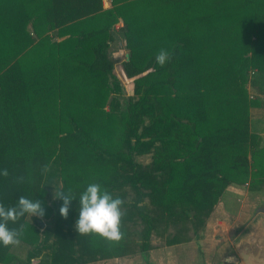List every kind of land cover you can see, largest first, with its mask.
Masks as SVG:
<instances>
[{
  "label": "trees",
  "instance_id": "trees-1",
  "mask_svg": "<svg viewBox=\"0 0 264 264\" xmlns=\"http://www.w3.org/2000/svg\"><path fill=\"white\" fill-rule=\"evenodd\" d=\"M112 2L83 15L73 0H0V204L25 196L45 211L8 223L23 226L25 262L0 243V264L137 252L147 260L153 234H166V245L200 237L228 186L264 190V145L249 113L260 101L247 89L264 92V0ZM118 17L129 50L122 74L137 96L123 108L107 52ZM56 27L69 37L52 40ZM161 49L170 54L164 66ZM148 153L150 162L135 160ZM92 183L124 201L119 242L75 229ZM52 190L76 197L67 219L61 199L48 202ZM126 222L140 223L138 242Z\"/></svg>",
  "mask_w": 264,
  "mask_h": 264
},
{
  "label": "rangeland",
  "instance_id": "rangeland-1",
  "mask_svg": "<svg viewBox=\"0 0 264 264\" xmlns=\"http://www.w3.org/2000/svg\"><path fill=\"white\" fill-rule=\"evenodd\" d=\"M124 47V46H123ZM127 48V47H126ZM126 51H129L128 49ZM119 59H113L116 67L114 73L120 80L122 91L117 95L121 108L126 104V101L130 98L136 99L137 96L134 95L133 89L134 84L132 79H127L123 77L120 71V63L124 56H118ZM135 160L139 163H148L151 161V155H135ZM128 195L125 196L127 202H131L134 195L133 190L127 185ZM54 191H50L48 194V202L52 203L56 198H54ZM264 203V190L260 192H250L247 186H229L221 196L219 202L214 206L213 211L210 216L206 219L204 229L201 231V236L198 238H192L191 240L196 241L198 245L199 254H195V261L197 264L200 260L210 261V264H243L242 259L236 249L235 241L244 232L248 224L257 216L255 210L258 206ZM227 211V212H226ZM41 218L40 216L36 215ZM43 222L50 224L48 220L41 219ZM128 231L132 232V238L134 241L138 242L139 237L136 235L140 228V223L126 222ZM189 236L194 237L193 230L189 231ZM166 234L162 236L152 235L151 240L153 244L166 245ZM215 245V248H214ZM227 245V248L225 247ZM137 248V246H136ZM207 250V256H203L202 252ZM215 250V253H213ZM13 251L18 257L19 263L25 262V254L27 251V246L19 243L14 245ZM209 251V252H208ZM233 256L230 262L226 263L222 261V256ZM140 253H134L132 255H126L121 257L110 258L106 261H102L99 264H150L149 259L145 260L144 256H140ZM130 256L129 258H126ZM192 258V257H191ZM206 259V260H205ZM201 261V262H202Z\"/></svg>",
  "mask_w": 264,
  "mask_h": 264
},
{
  "label": "clouds",
  "instance_id": "clouds-1",
  "mask_svg": "<svg viewBox=\"0 0 264 264\" xmlns=\"http://www.w3.org/2000/svg\"><path fill=\"white\" fill-rule=\"evenodd\" d=\"M170 59L166 49H161L156 55V61L161 66ZM47 170V169H45ZM8 175L7 170L3 173ZM54 198L61 199L63 204L60 214L67 219L72 200L76 199L71 193L55 191ZM124 201L120 197H114L107 188H102L98 183L89 184L79 197V216L75 229L79 235L95 234L109 241L119 242L122 239L121 223L124 215L122 206ZM45 214L42 204L38 200H32L25 196L18 199L15 206L5 208L0 204V243L4 246L18 245L23 234V226L19 229H10L8 223L17 222L25 215L41 216Z\"/></svg>",
  "mask_w": 264,
  "mask_h": 264
},
{
  "label": "crops",
  "instance_id": "crops-1",
  "mask_svg": "<svg viewBox=\"0 0 264 264\" xmlns=\"http://www.w3.org/2000/svg\"><path fill=\"white\" fill-rule=\"evenodd\" d=\"M73 3H75V5L78 7V9L83 15L89 14L87 13V11L91 9L92 6L97 7L98 11H104L113 8L112 0H73ZM92 13L95 15V13H99V12H92ZM122 27H123V20L121 17H118L116 22H114L110 27L113 40L109 43L107 52H108V56L112 60L113 59L117 60L119 59L118 56H122V55L124 56L123 60H127L128 51H126L127 48H126L125 39L121 32ZM57 31H58L57 27L49 30L48 33L52 36V40L60 41L69 37L68 33L60 34L57 33ZM122 61L119 62L121 73L123 72L121 67ZM115 67L116 64L114 62V69ZM247 89L250 98L252 97L259 98L260 101L259 106L250 108L249 111L250 126L260 136L261 145H264V92L260 91L259 88H257L256 86H251L249 84L247 85ZM230 186L234 187L235 185H230ZM151 243L153 244V240H151ZM225 247L227 248V245ZM207 250L208 249H206L205 252H202L203 256L209 255L206 253ZM197 253L199 254L198 245L196 241L189 240L186 242L172 244V245H158V246L154 245V247L148 251V256L152 264H197V261H195L196 260L195 254ZM213 253H215V250ZM129 257L130 256L126 258ZM222 257H225L224 259L222 258V261L226 263L230 262L229 260H232L234 258L233 256H229V254L227 256H222ZM103 260L106 261L108 259L96 260L85 264H99L100 262L102 263ZM201 261L202 260H200L198 264H204V261L202 262ZM206 264H210V261H207Z\"/></svg>",
  "mask_w": 264,
  "mask_h": 264
},
{
  "label": "water",
  "instance_id": "water-1",
  "mask_svg": "<svg viewBox=\"0 0 264 264\" xmlns=\"http://www.w3.org/2000/svg\"><path fill=\"white\" fill-rule=\"evenodd\" d=\"M128 58L129 53H127ZM255 212L257 216L248 224L247 232L235 241L243 264H264V203L258 206ZM38 223L42 228L45 226L42 220H38ZM248 253H251L252 262L247 261Z\"/></svg>",
  "mask_w": 264,
  "mask_h": 264
},
{
  "label": "bare ground",
  "instance_id": "bare-ground-1",
  "mask_svg": "<svg viewBox=\"0 0 264 264\" xmlns=\"http://www.w3.org/2000/svg\"><path fill=\"white\" fill-rule=\"evenodd\" d=\"M247 256H248V260H247V261L252 262V261H251L252 257H250V256H251V253H248ZM254 260H255V257H254Z\"/></svg>",
  "mask_w": 264,
  "mask_h": 264
}]
</instances>
